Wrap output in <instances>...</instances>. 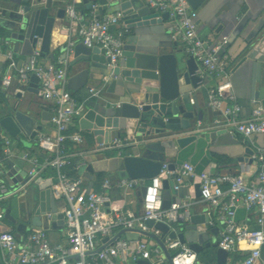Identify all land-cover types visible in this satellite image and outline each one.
I'll return each mask as SVG.
<instances>
[{
    "label": "built area",
    "instance_id": "2783aa9c",
    "mask_svg": "<svg viewBox=\"0 0 264 264\" xmlns=\"http://www.w3.org/2000/svg\"><path fill=\"white\" fill-rule=\"evenodd\" d=\"M144 1L153 11L168 12L171 38L180 42L186 53L197 61L200 66L199 74H207L215 81L207 91L209 105L222 113L224 123L218 124L219 127L232 136L239 135L252 142L255 149L254 160L259 165L255 180L250 183L241 175L230 173L214 175L204 171L197 174L195 166L189 162L176 164L174 171H169L167 164H163L158 176L146 186L140 215L131 211H118L113 214L107 212L106 204L111 201L107 190L122 186L134 188L139 183L130 179H119L113 183L106 179L101 184L100 191L92 190L87 193L83 177L72 178L68 174V168L72 164L68 144H84L85 139L70 131L73 123L83 116L84 107L77 102L67 87V61L59 65L43 63L39 52L36 51L18 62L8 50L5 57L15 75L10 73L3 77L4 89L8 90L13 85L14 78L19 85L26 86L30 76L35 74L40 81V95L51 103L50 122L54 134L50 136L42 131L37 132L36 143L46 156L45 166L53 172L50 178L51 191L58 212L64 217L65 234L61 241L53 243L44 228L29 227L24 236L18 237L2 226L5 210H0V256L6 260V264H120L126 260H149L153 252L152 244L141 240H127L124 236H117V231L148 232L147 220L162 222L173 229L180 217L189 220L191 212L188 202L172 205L168 210L162 208V180L174 174L179 176V181L198 178L201 199L208 205L209 225L215 226L217 222H221L218 229L219 248L228 254L238 253L242 258L238 264L261 262L264 247V108L257 106L251 110L247 119H240L242 107L233 91L228 61L218 56V48L210 49L208 42L199 37L198 13L192 9L188 0ZM78 4V0H70L65 7L68 29L77 37L75 39L69 36L67 56L73 53L77 43H82L88 48L98 47L110 59L108 68H114L122 55L125 36L128 33L122 14L117 12L101 15L98 4H93L90 10L83 13ZM102 79L106 81V77ZM102 90L100 87L91 88L86 102L90 98L98 97ZM199 128L198 123L197 131ZM258 136L263 140L261 145L256 143ZM130 143L129 139L121 137L102 146L108 150L117 149L121 155V150ZM6 146L5 154L10 155L8 140ZM30 160L34 167L28 174L29 182L40 173L36 159L30 157ZM241 169L245 171V166H241ZM27 184L28 182L21 187L10 189L5 182H0V203L20 194ZM242 208L257 214L256 227H252L247 220H237V212ZM52 215L45 214L49 224ZM106 239L108 241L105 246L98 248V242ZM163 244L167 251L172 252L171 264H216L199 262L197 254L178 239L171 240L167 237Z\"/></svg>",
    "mask_w": 264,
    "mask_h": 264
},
{
    "label": "water",
    "instance_id": "95a60500",
    "mask_svg": "<svg viewBox=\"0 0 264 264\" xmlns=\"http://www.w3.org/2000/svg\"><path fill=\"white\" fill-rule=\"evenodd\" d=\"M204 1L188 0L195 11L196 5ZM95 3L101 15L103 11L108 12V15L121 13L128 29L162 24L168 19V12L153 11L144 0H86L85 10H90ZM64 17L65 8L59 7L55 0H30V4L23 7V12L18 14L12 28L6 32V39L17 55L29 57L37 51L42 58L53 61L50 46L52 31L56 20H63ZM130 38H133L132 34L125 38L122 55L112 69L108 68L110 59L102 49L76 44L73 59L69 62L67 87L72 93H80L87 87L89 79L106 77L101 100L87 101L78 124L81 130L92 131L97 147L102 150V144L121 138V133L126 131L131 143L120 156L109 159L107 171L115 173L121 180L138 181L141 184L142 201L147 184L158 176L163 164H167L169 171H174L176 164L187 162L184 158L190 146L199 144L198 135L201 132L197 131L195 122L202 121L203 114L198 110L196 97L192 93L203 87L202 82L206 83V78L198 73L199 64L185 50L175 47L172 50L149 52ZM235 52V69L249 68L255 74V80L261 86L254 94L255 97L263 98L264 17L247 37L241 38ZM62 57L64 59L65 55ZM80 63L83 65L77 70ZM30 78L31 83L40 84L35 74ZM31 83L20 85L14 99L0 102V135L5 133L18 141L22 140V135L35 140L37 132H41L51 121L52 114L48 108L31 103L25 95L26 92L37 94ZM220 133L228 134L224 129ZM90 158L96 160L95 156ZM6 165L9 168L8 182L11 183L15 175L21 174L17 182L19 185L12 189L28 182L20 194L10 199L5 209V219L16 227V231L20 233L29 227L48 230L64 225L63 214L58 212L52 195V180L36 177L29 182L27 172L15 167L13 161L6 160ZM93 173V167L88 165L83 174L90 180L87 193L93 189ZM160 194L164 210L172 205H181L184 191L179 176L174 174L164 178ZM46 213L53 214L50 224L45 218ZM209 221L207 214H191L187 221L180 217L173 229L152 220H147L146 224L161 233L160 243L166 252L163 240L168 237L171 240L178 239L197 253L201 246H211ZM123 231L130 230H122L121 234ZM126 237L131 239L139 236L128 232ZM212 246L217 248L218 264H225L228 253L219 248V242ZM121 264L150 263L142 259L126 260Z\"/></svg>",
    "mask_w": 264,
    "mask_h": 264
},
{
    "label": "crops",
    "instance_id": "0c3cea01",
    "mask_svg": "<svg viewBox=\"0 0 264 264\" xmlns=\"http://www.w3.org/2000/svg\"><path fill=\"white\" fill-rule=\"evenodd\" d=\"M78 1V5H84L86 0ZM55 2L59 7L65 8L70 0H55ZM29 4L30 0H0V102L2 103L14 99L15 94L19 92L20 87L17 79L15 78L13 85L8 90H5L2 85V79L4 76L10 73L15 75V73L9 68V60L6 59L5 52L10 50L18 62L27 58L14 53L10 41L6 39V32L12 28L18 14L23 12V7ZM196 11L198 13L197 33L201 39L208 42L210 49L218 48V56L228 61V70L233 84V91L238 103L242 107L240 119H247L253 108L257 106H262L264 108V97H255L254 91L258 92L261 85L256 82L255 74H253L249 68L242 67L240 69H235V48L241 38L247 37L251 30L258 24L259 20L264 17V0H205L203 3L196 5ZM103 15H108V12L103 11ZM65 17L63 20H56L52 31L50 46L54 60L51 61L47 57L42 58L40 56V60L43 63L51 62L59 65L63 61H67L69 65V62L73 59V54L69 57L66 54L67 40L69 36H73L72 38L75 39H77V37L74 36V33L72 34V31H69L68 23L66 22ZM169 23V19H167L162 24L128 29V33L125 38L132 34L133 38L130 39L134 41L135 44L140 45L149 52L172 50L175 47L185 50L184 46L180 42H176L171 38L168 29ZM64 55L65 58L63 59L62 56ZM82 65L83 63L78 64L76 67L77 70H80ZM200 75L203 76V78H206V83L203 81V87L193 91L192 93V95L196 97L198 110L202 111L203 114L202 121L195 122V125H198V123L200 124L199 131L201 133L198 135L199 144L197 143L190 146L189 151L187 152L188 154H186V158L184 159H187V162L194 164L197 174L204 171L214 175L221 173L239 174L247 180V182L251 183L255 180L256 174L259 170V165L254 160L255 149L252 146V142L239 135L232 136L230 134L220 133L222 127H219L218 124L224 123V118L221 111L210 107L207 93L208 89L214 85L215 81L207 74L202 73ZM30 79L28 85L31 83ZM102 80L100 77L89 79L84 92L80 93L82 95H87L88 97L89 90L91 88H103L98 97L90 98V100L94 99L100 101L105 90ZM31 84L32 88L37 90V94L26 92L25 95L29 98V101H31V103H36L37 106H46L49 112H51V103L43 99L40 95V84L38 82ZM86 103H82L83 107H85ZM70 130L74 133L80 134L85 139L84 144L78 145L74 142H70L69 144L73 158H79L77 167L80 170V175L84 179L83 184H85L86 186H84L87 188L90 180L85 178L83 175L86 167L91 165L94 169V173L98 170L108 172L107 162L110 158L120 156L119 150H108L107 148H104L103 150L99 149L92 131L81 130L78 121L73 123ZM42 132L53 136L54 130L51 122L47 123ZM121 134L122 139H129L126 131H123ZM21 137L22 140L18 141L10 137L8 134L3 133L0 135V182H5L10 189L19 185L17 182L18 177H20L21 174L15 175L13 179L10 178L11 183L8 182L7 172L9 171V168L7 165L5 166L6 160L13 161L15 167L17 166L22 172H27V174H29L34 167L30 157H34L36 159L37 166L40 169V173L37 177H42L44 180H48L53 175V172L45 166L46 156L38 147L36 139L30 140L24 135ZM6 140H8V147L11 150L10 155L5 154V149L7 148ZM262 141L261 136L256 137V143L258 145H261ZM125 148L121 151H124ZM91 156H95L96 160L92 161L90 158ZM216 156L222 157L224 160L222 165L218 166ZM228 159L230 161H227ZM241 166H245V171H242ZM94 173L92 179L93 186ZM110 177H112L116 182L119 181V178L115 173H111ZM198 181L197 177L180 181L183 184L184 191L182 203H189L191 214H207L208 205L201 199ZM140 185L141 184L139 183L134 188L122 186L107 190V193L111 197V201L107 206V212H111V214H113L118 211H131L136 215H140L142 213ZM9 201L10 200H7L5 202L6 207L8 206ZM256 217V213L248 212L243 208L237 212L236 216L238 221H249L252 227L257 226L255 224ZM220 226L221 222H217L215 226H210L209 242L211 243V246H201L199 251L196 253L197 260L199 262L218 264L217 248L212 245L219 242L218 229ZM46 231L48 232L50 240L53 243H56L64 238L65 226H58L54 229L50 227ZM128 232L136 234L139 237L128 239L126 237ZM128 232L123 231V234H120L119 236H124L130 241L141 240L152 244L153 252L151 254V258L147 260L150 264H171L169 255H171L172 252H166L161 246L160 242L162 237L159 231L154 228H149L148 232ZM15 234L18 237L21 235L24 236L25 231H20V233L15 232ZM107 241L108 240L106 239L102 242H98V248L104 247ZM241 259L242 258L238 253L228 254L225 264H238ZM261 262H264V247L262 249ZM261 262L258 264H261ZM0 264H6V260H4L1 256Z\"/></svg>",
    "mask_w": 264,
    "mask_h": 264
},
{
    "label": "trees",
    "instance_id": "16d2710c",
    "mask_svg": "<svg viewBox=\"0 0 264 264\" xmlns=\"http://www.w3.org/2000/svg\"><path fill=\"white\" fill-rule=\"evenodd\" d=\"M79 10H81L83 13H86L87 10H85V6L84 5H78ZM72 95L74 96V98L77 100V102L79 104L82 103H86L87 100V95H82L81 93H72ZM71 131V130H70ZM72 132V131H71ZM68 148L70 149V144L68 145ZM216 160L219 165H222L224 160L222 159V157L220 156H216ZM71 161L72 164L71 166L68 168V174L72 177V178H78L80 175V170L77 167L78 163H79V158H76L73 156L71 157ZM227 161H230L229 159ZM226 161V162H227ZM111 173H108L104 170H98L94 173V186H93V191H100L101 190V184L103 183L104 180L109 179L111 180L113 183H115L116 181L110 177ZM85 185V184H84ZM86 186V185H85ZM2 209H6V203L2 202L0 203V210ZM2 226L6 229L11 231L12 233L17 232L16 231V227L14 228V226L6 219L3 220L2 222Z\"/></svg>",
    "mask_w": 264,
    "mask_h": 264
},
{
    "label": "rangeland",
    "instance_id": "374dc122",
    "mask_svg": "<svg viewBox=\"0 0 264 264\" xmlns=\"http://www.w3.org/2000/svg\"><path fill=\"white\" fill-rule=\"evenodd\" d=\"M81 92H84V90H83V91H81ZM121 231H122V230H119V231H118V234H117V236H119V235L121 234Z\"/></svg>",
    "mask_w": 264,
    "mask_h": 264
}]
</instances>
